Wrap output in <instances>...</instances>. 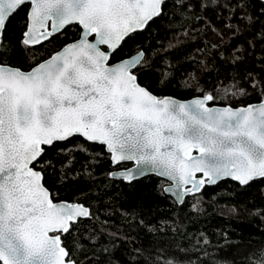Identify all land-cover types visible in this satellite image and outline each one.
<instances>
[{"label": "snow or ice", "instance_id": "1", "mask_svg": "<svg viewBox=\"0 0 264 264\" xmlns=\"http://www.w3.org/2000/svg\"><path fill=\"white\" fill-rule=\"evenodd\" d=\"M168 3L0 0V48L11 17L25 6L30 7L24 45L62 35L70 25L81 28L78 40L30 70L0 60V264H85L78 257L82 246L66 237L93 213L85 204L58 201L46 179L47 169L54 167L46 158L49 151L73 137L106 146L114 163L134 161V172L121 173L125 179L146 172L169 178L178 196L223 178L244 186L264 180V94L259 104L236 109L210 107L208 102L217 99L212 93L181 102L157 96L140 82L146 70L170 75L172 65L165 58L159 57L162 70L154 68L151 50L112 62L134 34L167 15ZM171 3L181 16L193 9L200 13L192 18L201 37H215L212 49L221 59L229 53V62L241 70L240 80L253 76L243 70L244 57L257 42L264 44V0ZM174 40L169 48L182 43ZM251 86L264 90V76L252 79ZM224 91L246 94L239 82Z\"/></svg>", "mask_w": 264, "mask_h": 264}, {"label": "trees", "instance_id": "2", "mask_svg": "<svg viewBox=\"0 0 264 264\" xmlns=\"http://www.w3.org/2000/svg\"><path fill=\"white\" fill-rule=\"evenodd\" d=\"M255 7H261L259 2ZM28 9L25 6L11 17L4 47L0 48V60L23 70L50 57L78 38L81 31L79 25H70L62 35L34 46L24 45L21 41ZM166 11L167 15L149 29L134 34L112 62L139 49L151 50L154 68L162 70L165 65L159 57L165 58L172 65L166 78L155 70L140 75V82L160 97L188 99L212 93L217 99L210 104L233 106L261 100L264 90L254 89L251 80L259 81L264 76V44L257 42L245 55L243 70H250L253 76L240 80L241 70L229 62V53L221 59L212 49L215 37H201V30L194 28L198 23L192 18L195 9L181 16L169 0ZM259 28L257 25L253 35ZM185 31L190 33L188 37L183 36ZM174 37L182 43L169 48V42H176ZM198 47L202 51L197 52ZM237 82L245 86V95L224 91ZM46 158L54 165L47 169V186L58 194L57 199L82 202L93 213L66 237L82 246L78 257L85 264L90 260L98 264H260L264 258V212L260 211L264 209V180L249 186L222 180L188 195L179 204L164 191L168 181L157 175L131 182L112 178L111 171L127 163L114 166L103 145L83 137L58 144Z\"/></svg>", "mask_w": 264, "mask_h": 264}, {"label": "water", "instance_id": "3", "mask_svg": "<svg viewBox=\"0 0 264 264\" xmlns=\"http://www.w3.org/2000/svg\"><path fill=\"white\" fill-rule=\"evenodd\" d=\"M30 7V6H29ZM28 11H29V9H28ZM79 38H80V36H79ZM79 38H77V39H75V40H78ZM75 40H73V41H75ZM73 41H71V42H69V43H72ZM68 44V43H67ZM61 49V48H60ZM59 49V50H60ZM59 50H57V51H59ZM57 51H55V52H57ZM54 52V53H55ZM135 54V53H134ZM134 54H132V55H134ZM131 55V56H132ZM130 57V56H129ZM49 58V57H48ZM48 58H46V59H48ZM126 58H128V57H126ZM46 59H44V60H46ZM123 59H125V58H123ZM122 60V59H121ZM43 61V60H42ZM119 61V60H118ZM117 62V61H116ZM40 63V62H39ZM35 66V65H34ZM33 66V67H34ZM14 67H16V66H14ZM30 70V69H29ZM25 71H27V70H25ZM155 94V93H154ZM155 95H157V94H155ZM158 96V95H157ZM203 95H195V96H193V97H190V98H188V99H181V98H178V97H175V96H172V95H164V96H162V97H172V98H174V99H176V100H179V101H181V102H190V101H192V100H194V99H196V98H200V97H202ZM209 103V106L210 107H216V108H224V107H232V108H234V109H236V108H242V107H246L247 105H252V104H259L260 103V101H258V102H252V103H249V104H246V105H238V106H233V105H231V104H210V102H208ZM85 139V138H84ZM86 140V139H85ZM104 146V145H103ZM105 147V150L109 153V151L106 149V146H104ZM110 154V153H109ZM196 153L195 152H193V155H195ZM110 158H111V161H112V163H113V165L114 166H116V165H119V164H123V163H127V164H130L129 166H127V167H123V168H118V169H114L113 171H111V173H110V176L112 177V178H116V179H123L124 181H126V182H131V181H133V180H135V179H140V178H143V177H145V176H148V175H157L155 172H146L144 175H142V176H137L135 179H133V180H128V179H125L122 175H121V173H127V172H129V171H135L136 170V168H137V165H136V163L134 162V161H121V162H119V163H114L113 162V160H112V155L110 154ZM199 175V174H198ZM158 177H160V178H163V179H165V180H167L168 181V183H167V185H165L164 186V191L166 192V193H168L169 195H171V196H173L174 197V199L179 203V204H182L183 202H184V200H185V198L188 196V195H192V194H196V193H200L202 190H203V188L206 186V185H215V184H217L218 182H220V181H222V180H228V179H230V180H232V181H235V180H233V179H231V178H223V179H220V180H218L217 181V183H215V184H205L203 187H202V189L200 190V191H195V192H192V193H188V192H181V194L178 196L177 194H176V192H177V189L174 187V181H171L169 178H167V177H162V176H159V175H157ZM237 182V181H236ZM239 183V182H238ZM171 188V190H168V189H170ZM58 201H68V202H74V203H82V202H78V201H70V200H65V199H63V200H58ZM82 204H84V203H82ZM88 207V206H87Z\"/></svg>", "mask_w": 264, "mask_h": 264}, {"label": "flooded vegetation", "instance_id": "4", "mask_svg": "<svg viewBox=\"0 0 264 264\" xmlns=\"http://www.w3.org/2000/svg\"><path fill=\"white\" fill-rule=\"evenodd\" d=\"M79 27H80V26H79ZM80 29H81V28H80ZM80 33H81V31H80ZM79 36H80V35H79ZM78 38H79V37H78ZM76 39H77V38H76ZM74 40H75V39H74ZM72 41H73V40H72ZM69 42H71V41H69ZM69 42H67V43H69ZM67 43H66V44H67ZM64 45H65V44H64ZM64 45H63V46H64ZM63 46H62V47H63ZM62 47H61V48H62ZM52 54H53V53H52ZM260 101H261V100H260ZM129 165H130V164H126L125 166L120 165V166H122V167H118V168L127 167V166H129ZM118 168H115V169H118Z\"/></svg>", "mask_w": 264, "mask_h": 264}]
</instances>
